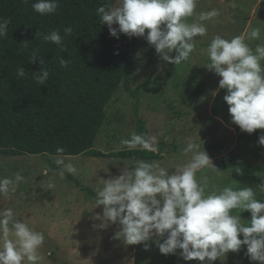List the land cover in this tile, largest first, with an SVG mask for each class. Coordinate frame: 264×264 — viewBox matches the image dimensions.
<instances>
[{
	"label": "rangeland",
	"instance_id": "1",
	"mask_svg": "<svg viewBox=\"0 0 264 264\" xmlns=\"http://www.w3.org/2000/svg\"><path fill=\"white\" fill-rule=\"evenodd\" d=\"M112 6H118L117 0ZM213 9L219 11L217 17L199 21L200 13ZM193 22L203 23L207 33L194 38L195 50L179 65L163 61L155 48L139 37L130 69L135 94L122 84L110 101L107 119L96 140L95 154L0 155V177L14 178L16 172L24 176L15 193L0 196V212L11 208L14 220L44 234L39 250L44 257L41 264H200L196 260H183L179 255L181 250L163 255L152 240L147 242L150 245L147 250L143 244L124 245L113 239L119 230L118 224H110L106 229L94 227L100 223L94 217L102 215L103 206L95 208L96 198L90 191L95 192L104 180L118 176L133 161L110 153L127 149L120 141L130 138L133 132L138 134L140 119L148 129V136L157 138L156 151L163 155L161 159L143 161L158 162L171 175L176 166L189 160L191 154H183L187 144L197 143L217 168L209 167L196 174L197 179L208 178L206 193L224 187L236 190L249 186L253 187L256 199L264 200V193L255 188L264 180V146L258 143L264 129L249 134L232 123L229 106L223 99L227 90L219 89L221 77L207 68L210 61L206 51L215 36L231 39L246 35L249 26L260 27L262 31L259 40H246V43L253 49L257 44H264V0H197L194 15L187 18V23ZM170 55L175 56V51ZM198 84H203V89L196 95ZM57 158L73 163L77 173L65 172L61 178L58 175L61 166L54 162ZM50 184L54 186L50 188ZM54 201L75 208L66 211L54 206ZM233 214L240 215L242 223L250 224V211L233 210ZM240 237L243 239L242 234ZM245 253L246 246H242L238 252L230 251L213 264H260L251 261Z\"/></svg>",
	"mask_w": 264,
	"mask_h": 264
},
{
	"label": "clouds",
	"instance_id": "2",
	"mask_svg": "<svg viewBox=\"0 0 264 264\" xmlns=\"http://www.w3.org/2000/svg\"><path fill=\"white\" fill-rule=\"evenodd\" d=\"M117 4H105L96 9L100 23L107 25L110 35L117 39L121 33L130 38L144 37L163 61L173 65L187 61L196 47L194 38L207 33L203 23H187V18L194 15L197 0H117ZM58 6L59 0H36L32 4L40 15L54 14ZM218 15L216 9L203 12L199 14V21ZM9 23L8 19L0 18V37L7 35ZM114 24L118 28L113 27ZM72 31L70 26L63 29L65 35H71ZM261 31L260 27L249 26L246 35L231 39L217 35L206 50L210 61L207 68L221 77L219 89L227 90L223 99L229 106L232 123L249 134L264 129V44H257L253 49L246 43V40H259ZM39 35L38 31L36 37ZM43 39L65 51L59 29L50 31ZM173 51L175 56L170 55ZM38 54L39 49H34L29 61L35 63ZM39 63L40 71L33 75L38 84L44 85L50 73L43 67L45 61L40 56ZM59 65L67 68L69 61L61 57ZM25 74L26 70L18 66L17 78ZM156 142L155 136L135 132L120 141L129 151L147 152L156 151ZM258 143L264 146V134L259 136ZM57 152L62 153L63 149L58 148ZM183 154H191L189 160L176 166L171 175L158 162L133 160L118 176L104 180L103 186L95 189V208L103 206V212L94 217L100 221L94 227L106 229L110 224H118L119 230L113 239L124 245L143 244L147 250L150 247L147 242L152 240L161 254H176L181 250L179 255L183 260H196L200 264H213L230 251L238 252L244 245L251 261L264 264V200L256 199L253 187L249 186L236 190L224 187L206 193L208 178L197 179L196 174L202 169L217 168L197 143L189 142ZM54 162L61 166L58 170L61 178L65 172L76 174L78 171L63 158ZM236 171L241 172V169ZM47 172L45 169L44 174ZM23 180L21 172H16L14 178L0 177V196L15 193ZM255 188L264 193V180ZM233 210L250 211V224L242 223L241 216L233 214ZM13 216L11 208L0 212V264H24L25 261L41 264L44 257L39 250L44 234L14 220ZM241 234L243 239L239 238Z\"/></svg>",
	"mask_w": 264,
	"mask_h": 264
},
{
	"label": "trees",
	"instance_id": "3",
	"mask_svg": "<svg viewBox=\"0 0 264 264\" xmlns=\"http://www.w3.org/2000/svg\"><path fill=\"white\" fill-rule=\"evenodd\" d=\"M113 1L59 0L54 14L40 15L32 8L36 0H0V18L10 21L7 35L0 37V155L97 152L96 140L107 119L108 104L122 84L135 94L130 69L139 37L123 33L118 39L112 37L96 14L99 6H112ZM66 26L72 27L71 35L64 34ZM55 29L60 30L65 51L43 39ZM34 49L39 54L32 63L29 58ZM39 56L50 73L44 85L33 75L41 68ZM61 57L69 61L67 68L59 65ZM18 66L26 70L24 77L17 78ZM202 89L203 84H198L195 94ZM138 134L148 135L141 119ZM58 148L63 152L58 153ZM110 156L157 160L163 155L126 149ZM90 193L96 198V192Z\"/></svg>",
	"mask_w": 264,
	"mask_h": 264
},
{
	"label": "crops",
	"instance_id": "4",
	"mask_svg": "<svg viewBox=\"0 0 264 264\" xmlns=\"http://www.w3.org/2000/svg\"><path fill=\"white\" fill-rule=\"evenodd\" d=\"M55 205H56L57 207L64 208L66 211L75 208V206H71V207H70L69 205H68V206H65L61 201H59V202H58V201H54V206H55Z\"/></svg>",
	"mask_w": 264,
	"mask_h": 264
}]
</instances>
